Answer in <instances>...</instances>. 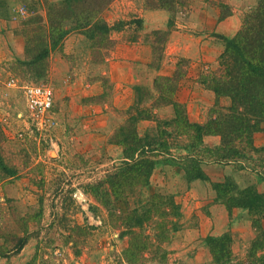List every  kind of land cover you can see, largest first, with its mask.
<instances>
[{
    "label": "rangeland",
    "instance_id": "374dc122",
    "mask_svg": "<svg viewBox=\"0 0 264 264\" xmlns=\"http://www.w3.org/2000/svg\"><path fill=\"white\" fill-rule=\"evenodd\" d=\"M62 1L0 0V250L8 256L0 257V264H215L214 247L220 249L221 244L230 246L231 264H254L256 244H264V214L258 215L264 204L251 199L252 191H245L243 181L237 183L227 176L221 182L195 187L191 182L199 169L185 170L172 164L170 157L157 164L149 184L128 190L125 198L109 207L90 190L122 165L125 154L119 142L128 128H136L141 136L157 135L159 130L170 133L163 125L175 117V103L192 122L203 123L227 112L232 98L217 97L202 81L209 71L220 75L225 38L241 31L245 18L260 0H186L185 6L178 0L175 10L164 9L170 13L168 27L154 29L156 32L149 31L142 16L146 10L162 8L150 6L147 0H114L103 14L112 27L114 43L94 49L92 40L90 44L77 39L73 43L78 54L66 51L64 41L54 49L49 47L45 58L49 70L40 75L42 65L34 63L41 58L43 35L41 38L39 28H48V12ZM210 8L218 11L221 22L219 31L207 32L216 57L199 60L168 55L177 68L173 76L152 73V78L136 84L132 108L121 111L113 106L116 88L103 73L105 56L116 45L112 35L122 33L124 39L141 35L153 43L151 65L160 69L170 51L172 30L189 17L202 21L198 17L204 9L208 13L202 18L210 22ZM162 19L160 14L151 15L150 27ZM89 46L96 67L85 63ZM210 49L208 46L203 54ZM76 67H82V72ZM12 78L52 86L54 107L44 116L29 110L23 89L8 85ZM181 86L179 96L187 98L182 102L175 99ZM164 95L170 102L163 103ZM190 98L191 104L187 103ZM145 108L153 112L152 118H138V111ZM185 138L167 139L172 155L187 153L181 147L191 142ZM204 141L206 146H219L221 136L208 135ZM254 142L264 146L263 131L254 133ZM247 155L246 161L234 163L239 171H250L262 160L257 152ZM212 162L202 164V179H206L203 166ZM240 164L248 168L242 169ZM252 177L262 179L259 174ZM153 194L160 200L150 203ZM250 200L251 210L243 207ZM206 215L212 228L204 235ZM138 220L142 224L135 227ZM132 229L148 236L147 244H151L138 263L126 256ZM17 244L25 245L14 252Z\"/></svg>",
    "mask_w": 264,
    "mask_h": 264
},
{
    "label": "trees",
    "instance_id": "16d2710c",
    "mask_svg": "<svg viewBox=\"0 0 264 264\" xmlns=\"http://www.w3.org/2000/svg\"><path fill=\"white\" fill-rule=\"evenodd\" d=\"M113 1L63 0L55 5L48 12V28H39L41 38L43 35V41L39 45L41 58L34 60V63L42 65V71L39 74L43 75L49 70V63H46L47 59H45L48 48H56L73 30L85 34L92 40L94 49L106 48L103 47L105 46L103 43L113 44L110 35L112 27L103 15ZM147 1L154 8L168 10H175L179 4L178 0ZM182 1L180 4L185 6L186 0ZM138 21L141 22L140 19ZM68 23L72 25V28L67 27ZM225 40L226 50L221 56L224 65L222 72L219 75L216 71L213 73L209 71V75L204 77L202 83L209 84L208 87L216 93L217 97L228 95L232 98L231 105L226 108L227 112L221 116L211 117L203 123L192 122L182 106L174 102L175 117L164 121L163 125L166 129L170 128V133L159 130L157 135L152 136L146 133L141 136L136 128L131 131L128 128V134L119 142L125 154L122 165L109 174L107 180L91 186L92 196L100 197L102 203L109 207L112 202L125 198L128 190L149 184L157 164L164 163L170 157L172 164L185 170L199 169L195 177L203 178L201 167L205 161L220 164L241 163L249 158L247 152L254 151L262 155V160L250 171L258 173L264 179V146L258 147L254 142V133L264 132V0H260L258 6L247 15L241 31L232 38L226 37ZM163 97H165L163 103L170 102L167 99L169 96ZM147 109H140L138 118H152L153 112ZM208 135H220V145L206 146L204 138ZM171 136L186 137L185 139L191 142L181 147L186 150V154H180V157L172 155L170 152L172 149L169 148V140H167ZM163 154L167 157H163ZM240 166L242 169L248 168L246 164H240ZM250 190L254 196L251 199L256 198L264 204V197L256 189L254 191L252 187L245 189V191ZM103 196L106 198L104 199ZM156 198L158 196L153 194L150 203ZM159 200L160 198L156 199V201ZM250 202L251 200L246 205L243 204V207L251 210L253 205ZM171 204L177 205L174 202ZM259 211L258 215L264 214V206ZM150 213L149 211L148 214ZM137 223L135 227L142 224L141 220ZM130 234L131 240L126 256L130 262L138 263L145 252L151 249V244H147L148 236L143 233L132 229ZM24 245L17 244L13 251L19 252ZM7 252L8 250L5 253ZM214 254L217 256L215 264L226 260L228 264L233 263L231 262L232 252L227 244H221L220 249L214 247ZM4 256L8 257L0 250V257ZM253 256L254 264H264V244H256ZM222 258L225 260H221Z\"/></svg>",
    "mask_w": 264,
    "mask_h": 264
},
{
    "label": "crops",
    "instance_id": "0c3cea01",
    "mask_svg": "<svg viewBox=\"0 0 264 264\" xmlns=\"http://www.w3.org/2000/svg\"><path fill=\"white\" fill-rule=\"evenodd\" d=\"M210 9L212 11L210 22H206L205 18H202L203 14L208 13L204 9L202 15L198 17L202 21L199 20L200 22H198V20H195L193 17H189L188 19L184 20L181 26H179L180 28L172 30L168 41L170 51L168 53L166 52L167 57L164 58L160 69H154L151 65L155 56L153 43H151L150 41H146L141 35L134 36V38L128 37L127 39H124V37L121 36L122 33H118V35L114 36L112 35V37L116 40V45L111 53L105 56V61L103 63V73L106 78H109L110 82L114 83V86L116 88L117 93L115 101L113 102V106H116L121 111L128 110L135 101L136 84L144 82L148 79V76H151V78L153 74L166 77L173 76L176 73L177 68L175 66V61L172 58L170 60L168 55L180 54L190 59L193 58L200 60L202 58L203 60H213V58L216 56L213 49L211 48L212 41L208 38L207 32L213 31L215 29L219 31L221 22L219 21V16L217 14L218 11L215 8ZM154 14H160L164 17V19L160 20V22L150 27L151 22L149 21V19L150 16ZM169 15L170 13L166 12V10L157 9L146 10L144 16L142 17H144V25L146 24L149 31L156 32V30L154 29H166L168 27L166 20ZM77 39H83L84 41L86 39L91 44L90 39L85 34L81 32H73L70 33L64 40L65 50L69 52L73 51L78 54V48L76 44L73 43ZM208 46L209 49L211 48L210 53L203 54L204 50L206 48L208 49ZM84 60H86V64L95 65L94 67L98 65L96 62L92 61L91 46H89L86 50ZM77 68H81L82 72V67H76L75 69ZM182 89L183 87L181 86L180 90L177 91L175 97L177 101L181 102L187 100V98L183 99L179 96ZM92 92L95 93V90H93ZM191 102L192 98H190V101H187V103L189 104H191ZM106 107H109V103H106ZM167 108L168 107H166V109ZM159 109L160 108H157L156 111H158ZM203 171L205 173L206 179L196 178L192 180L191 184L195 187L209 181L212 183H218L223 181V179L228 176L234 179V181H236L237 183L243 181L245 184L244 186H246L247 188L250 186H254L258 189V192L260 194H264V179L258 178L257 180H255L252 176H257L258 174H255L248 170H245L244 172L239 171L235 168L234 163L220 164L217 162H212L210 164H205L203 166ZM251 174L252 176H250ZM244 211L247 210L244 209ZM209 219L210 218L206 215V224L204 228H202V233L204 235L211 233L212 222L210 223ZM261 225L264 229V215L261 218Z\"/></svg>",
    "mask_w": 264,
    "mask_h": 264
},
{
    "label": "built area",
    "instance_id": "2783aa9c",
    "mask_svg": "<svg viewBox=\"0 0 264 264\" xmlns=\"http://www.w3.org/2000/svg\"><path fill=\"white\" fill-rule=\"evenodd\" d=\"M8 85L23 89L29 110L38 116H44L54 107V91L48 84L21 83L16 78L8 81Z\"/></svg>",
    "mask_w": 264,
    "mask_h": 264
}]
</instances>
